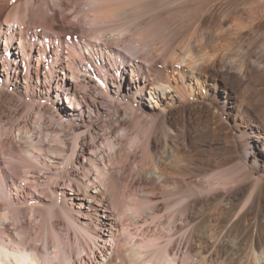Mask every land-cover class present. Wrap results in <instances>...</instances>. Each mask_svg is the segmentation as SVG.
<instances>
[{
  "label": "bare ground",
  "instance_id": "obj_1",
  "mask_svg": "<svg viewBox=\"0 0 264 264\" xmlns=\"http://www.w3.org/2000/svg\"><path fill=\"white\" fill-rule=\"evenodd\" d=\"M10 1L0 0V264H264V0ZM177 19L174 45L148 43L162 53L154 68L126 66L113 44L132 38L143 51ZM206 30L230 40L205 47ZM84 49L107 53L113 70L94 59L95 76ZM85 76L97 99L73 81ZM14 101L43 111L38 143L14 114L4 122ZM199 149L219 159L192 176ZM24 191L32 202L15 206Z\"/></svg>",
  "mask_w": 264,
  "mask_h": 264
},
{
  "label": "rangeland",
  "instance_id": "obj_2",
  "mask_svg": "<svg viewBox=\"0 0 264 264\" xmlns=\"http://www.w3.org/2000/svg\"><path fill=\"white\" fill-rule=\"evenodd\" d=\"M19 1V2H22V3H24L25 2V0H15V2L14 3H11V2H13V1H10V2H8V8H7V6H6V8L7 9H9V8H11L12 7V5H14L15 3H17V2ZM83 3H84V1H82ZM84 4H82V6H83ZM54 8H56L55 6H54ZM6 9V10H7ZM6 10L4 9V11H5V13H4V15H3V20H4V17H5V15H6ZM178 21H177V24L176 25H174L173 27H172V29H171V31H167L166 33L165 32H154L153 33V35H151V36H149L148 38H146V41H142V43H143V45H145L147 48L146 49H148V50H146L145 48H144V50L143 51H141V47H142V44H141V42H140V44H141V46H140V44L136 41V39H134L135 40V42H136V44L134 43V40L132 39V38H129V39H127V41H123V42H121V44L119 43V44H113L114 46L115 45H118V47H121V49H125L124 50V52L126 53V55L128 56H126V59H124L125 61V63H126V66L128 67V65H129V62H131V61H135L136 62V60L135 59H139V60H137V63L141 66V70H143L145 73H146V71H145V69L146 68H154V66H153V62H151L152 60H154V61H156V60H158L159 58H160V56L162 55V53H158V54H152V49L150 48L149 49V46L151 47H154L155 48V46L157 47V49L159 48L160 50L161 49H163V47H164V49L165 48H169V47H171L172 46V44L174 43H176L177 42V40L179 39V38H181L183 35H184V30H185V28H183V27H181L180 26V23L182 22L180 19H177ZM153 20H150L149 22L147 21V24L148 23H151ZM180 27V28H179ZM73 29H75L74 27H72ZM182 28V29H181ZM175 30V31H174ZM182 30H183V32H182ZM181 31V32H180ZM207 31H209V30H206L205 31V33H203V34H201V37H200V39L202 40V39H204L202 42L203 43H205V44H203V46H205V47H208V48H211V46L213 45V44H217V43H222V44H224V42L226 43V42H228L230 39V37L229 36H224L223 35V38H222V36H219L217 33H215V32H213L212 30H210V34L208 33V35H207ZM163 33V34H162ZM215 33V34H214ZM179 35V36H177V35ZM206 34V35H205ZM181 35V36H180ZM205 37L206 36V38H204L203 36ZM173 36V37H172ZM174 36H175V38H174ZM218 37V38H217ZM225 37V38H224ZM173 39V40H172ZM175 39V40H174ZM214 39H217V40H215L214 41ZM213 41V42H212ZM218 41V42H217ZM217 42V43H216ZM1 43V45L3 46V41L2 42H0ZM148 43L150 44L149 46H148ZM220 43V44H221ZM155 44V45H154ZM173 44V45H174ZM210 44V45H209ZM119 45H121V46H119ZM123 45V46H122ZM138 45V46H137ZM76 46V48L77 49H80V46L79 45H75ZM79 47V48H78ZM139 47V48H138ZM85 50V49H84ZM130 50V51H129ZM140 50V51H139ZM85 52V54H86V50L84 51ZM137 52H138V54H137ZM141 52V53H140ZM140 53V54H139ZM105 54V55H104ZM103 58H101L100 59V57L96 54V52H95V56H94V58H92L91 56H89V54H86L85 56H86V58H88L87 59V62L90 64V66L94 69L93 70V74L96 76L97 75V77L100 75L99 74V71H98V68L96 67V66H94V64L96 63L95 62V60L94 59H96L97 60V63L98 64H101L104 68H106L107 69V71H109V73L111 72V70H113L112 68H113V66H112V60L111 59H109L110 57H109V55L107 54V53H103ZM138 55V56H137ZM137 57H139V58H137ZM152 57V58H151ZM155 57V58H154ZM107 58V59H106ZM154 58V59H153ZM107 60H109V61H107ZM130 60V61H129ZM92 63V64H91ZM111 65H110V64ZM128 64V65H127ZM111 67V68H110ZM128 68H131V67H128ZM151 73H153V72H151ZM81 74V73H80ZM154 74V73H153ZM84 77V76H83ZM110 77V78H109ZM41 79L43 80V78H42V76H41ZM80 79V80H79ZM83 78H77V79H75V78H73V81L75 82H77V86H78V88H81L82 87V85H84V84H87V85H89V88H88V97L90 96L91 97V99H97V96L99 95V93H101V91H99V89H96L95 87H93L94 86V84H93V82H94V80H92V78L91 77H88V76H85V80H82ZM87 79H88V83H85V82H87ZM111 76H109L108 75V83H109V85H110V88L111 89H113V87L111 86L112 85V83L110 82L111 81ZM85 81V82H84ZM75 82V83H76ZM79 82V83H78ZM84 83V84H83ZM81 86V87H80ZM82 89L84 90V88L82 87ZM86 91V90H85ZM86 91V92H87ZM99 92V93H98ZM197 92V91H196ZM55 93V84H54V92H53V94ZM55 95V94H54ZM62 103L60 104V107L62 108V110L64 111V112H69L68 110H69V107H68V102H67V100L65 99V96H64V93H62ZM96 96V97H95ZM89 97V98H90ZM94 97V98H93ZM52 99H54V98H52ZM198 103H202V104H204V105H206V106H208V107H210V113H212L213 115H215L216 113H217V109H215V106H214V104L211 102V101H207V100H205V99H203V98H201V97H199L197 100H196ZM80 102L82 103V101L80 100ZM17 104V102L16 101H14V102H12L10 105L12 106L11 107V110L8 112L7 111V113H4L3 114V119H4V122H6L13 114H14V117L12 116L11 118H14V119H16L17 117V120H16V122H13V123H15V125L17 124V122H19L18 124V126L16 125H14L13 124V126H15V128L17 129V127H21L22 129L24 128V129H31V133H34L33 135V137H35V142L36 143H38L37 141H38V139H39V137L37 136V131L39 130L37 127H36V125L34 124V119H36V118H38V116H37V114L38 113H40V112H43L41 109H40V111H39V109L37 108V109H32V110H30L29 112L28 111H26L25 110V112H24V106L22 107V105H20L17 109L15 108V105ZM184 104V103H183ZM76 107L78 106L77 104L75 105ZM14 107V108H13ZM13 110V111H12ZM38 110V111H37ZM15 112V113H14ZM20 112H22V117H21V113ZM24 113V114H23ZM20 116H19V115ZM40 114H42V113H40ZM18 115V116H17ZM16 116V117H15ZM111 115L109 114V113H104V115L102 114L101 116H98V117H96V118H94L93 119V121L92 120H90L89 121V124H99V123H102L104 120H108L109 119V117H110ZM20 117V118H19ZM33 120V121H32ZM48 120V122H47V124L44 126L46 129H50V130H52V131H57L58 130V126H55V125H52V123H50L51 121L49 120V119H47ZM204 120H205V117H204ZM25 121V122H24ZM93 122V123H92ZM23 124V125H22ZM27 125V126H26ZM24 126V127H23ZM53 126V127H52ZM15 129V134H17V130ZM9 128H7L6 129V132L8 133L9 131ZM37 130V131H36ZM33 131V132H32ZM36 133V134H35ZM11 134V133H10ZM9 137H10V135L6 138V140H5V142L8 144L9 143V141H10V139H9ZM17 139V138H16ZM47 141V140H46ZM45 141V142H46ZM202 150H203V152H202ZM199 149V151L197 150H195L196 152H194V150L191 152V154H190V156L192 155V157H190V165H189V167H190V175H192V176H194L195 174H194V172L197 174L198 172H199V168L201 169V168H204L206 165H207V163H208V159L210 158H212L211 160H213V161H216V160H218L219 159V156H218V154L220 153L217 149H206V151H205V149ZM208 150V151H207ZM193 152H194V154H193ZM217 152H218V154H217ZM1 155H3V153H1L0 154V160H2V164H3V161L5 162V160H7V158H3ZM81 159H82V157H81ZM215 164V163H214ZM216 165V164H215ZM18 169H17V168ZM15 167V171L16 170H19V173H20V171H21V169H20V167L19 166H16ZM193 169V170H192ZM33 170H35V171H38V172H36V174H38V176H40L41 175V173H42V171L40 172L37 168L36 169H33ZM191 171H192V173H191ZM16 172H18V171H16ZM189 175V176H190ZM15 176H18V179H19V181L20 182H22L23 183V181H22V179L20 178V174H15ZM188 176V177H189ZM191 176V177H192ZM193 178V177H192ZM42 181V178H40L39 179V182H41ZM38 182V183H39ZM37 183V184H38ZM37 184H35L34 183V181H31V182H29L28 183V185H29V187H30V189H35V187H37ZM33 185V186H32ZM62 185H63V183H62ZM177 192H179V191H177ZM14 193V190H11V194L12 195H14L13 194ZM44 194H46V192L44 193ZM177 193H175V195H176ZM21 197H18V201H15V206H24V205H30V203L32 202V196L30 195V193H27L26 194V192L24 191V192H22L21 193V195H20ZM230 196L231 197H234L235 196V192H232L231 194H230ZM20 198V199H19ZM47 198V197H46ZM45 198V199H46ZM1 201V200H0ZM25 201H27V202H24ZM204 213H206L207 215H216L217 214V211H215V209H210V210H206V211H204ZM58 233H59V235L63 238V240H64V238H65V233L62 231V230H58ZM72 246H74V243H72ZM94 264H99V263H94Z\"/></svg>",
  "mask_w": 264,
  "mask_h": 264
}]
</instances>
